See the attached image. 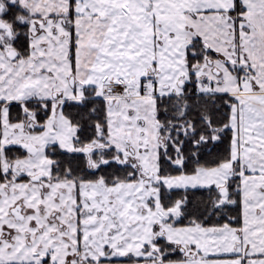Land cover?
<instances>
[{
    "label": "snow or ice",
    "instance_id": "6c2138e0",
    "mask_svg": "<svg viewBox=\"0 0 264 264\" xmlns=\"http://www.w3.org/2000/svg\"><path fill=\"white\" fill-rule=\"evenodd\" d=\"M0 264H264V0H0Z\"/></svg>",
    "mask_w": 264,
    "mask_h": 264
}]
</instances>
